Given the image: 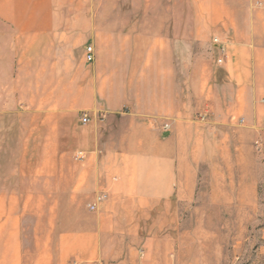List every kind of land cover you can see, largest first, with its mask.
Returning a JSON list of instances; mask_svg holds the SVG:
<instances>
[{"label": "crops", "instance_id": "obj_1", "mask_svg": "<svg viewBox=\"0 0 264 264\" xmlns=\"http://www.w3.org/2000/svg\"><path fill=\"white\" fill-rule=\"evenodd\" d=\"M68 1L0 0V264H208L161 223L197 199L214 38L234 105L264 97V0Z\"/></svg>", "mask_w": 264, "mask_h": 264}, {"label": "rangeland", "instance_id": "obj_2", "mask_svg": "<svg viewBox=\"0 0 264 264\" xmlns=\"http://www.w3.org/2000/svg\"><path fill=\"white\" fill-rule=\"evenodd\" d=\"M77 3L69 0L62 10H78ZM178 14L184 21L191 18L186 7ZM216 60L218 72L210 85L214 104L207 101L199 110L202 115L196 114L186 127L194 136L196 202L182 206L179 218L167 216L161 224L172 234L178 226L188 231L184 244L208 264H264V138L249 132L264 127V119H253L264 112V97L234 105L233 96L241 91ZM16 155L5 156L9 160Z\"/></svg>", "mask_w": 264, "mask_h": 264}, {"label": "built area", "instance_id": "obj_3", "mask_svg": "<svg viewBox=\"0 0 264 264\" xmlns=\"http://www.w3.org/2000/svg\"><path fill=\"white\" fill-rule=\"evenodd\" d=\"M214 44L216 46V51H217V64L222 66L225 64L226 60L228 59L229 55H228V47L226 44H224L221 39L219 38H214ZM86 59H88L89 62H92L93 59V55H92V47H88L87 48V55H86ZM89 118L87 115L83 116L81 122H83V124H87L89 123ZM169 126L166 125L165 128H168ZM95 206H91V210H95ZM75 264V263H74Z\"/></svg>", "mask_w": 264, "mask_h": 264}]
</instances>
